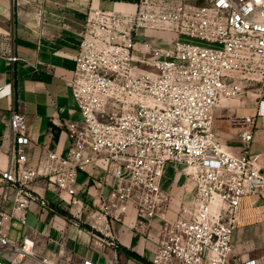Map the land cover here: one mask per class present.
I'll return each instance as SVG.
<instances>
[{
	"label": "built area",
	"instance_id": "2783aa9c",
	"mask_svg": "<svg viewBox=\"0 0 264 264\" xmlns=\"http://www.w3.org/2000/svg\"><path fill=\"white\" fill-rule=\"evenodd\" d=\"M259 72L264 78V0H139L133 11L89 9L67 82L82 119L67 127L66 154L50 151L37 166L28 164L26 115L11 107L12 159L0 168V185L4 199L9 187L14 196L11 213L0 211V264L25 258L55 264L35 254L32 238H10L3 220L26 223L34 203L49 207L38 181L79 218L78 173L97 159L116 179L111 198L92 216L97 233L113 237L108 216L121 219L132 205L139 227L151 229L159 219L156 232L142 233L154 243L150 264H261L236 254L234 236L250 218L242 215L245 200L264 204V164L251 150L256 118L264 119V87L254 114L235 119L242 128L239 152L214 130L219 104L250 93ZM168 164L181 166L192 181L191 202L174 206L162 189Z\"/></svg>",
	"mask_w": 264,
	"mask_h": 264
},
{
	"label": "crops",
	"instance_id": "0c3cea01",
	"mask_svg": "<svg viewBox=\"0 0 264 264\" xmlns=\"http://www.w3.org/2000/svg\"><path fill=\"white\" fill-rule=\"evenodd\" d=\"M138 1L0 0V86L3 87L0 91V150L3 154L0 168H8L12 159V105L26 115L27 133L31 138L27 147L28 164L37 166L50 151L66 154L70 144L67 127L82 119L67 82L74 74L87 13L91 8L133 11ZM159 35L171 37L174 34L159 32ZM11 57L17 59L13 61ZM233 100L237 102L223 100L216 108L214 130L227 146L239 152L243 144L242 128L235 119L253 115L256 98L248 106H242L238 99ZM256 122L253 138L258 131ZM253 150L264 164V154ZM123 176L129 178L130 172L124 169ZM115 184L113 169L98 159L80 171L78 196L84 208L77 218L71 214L65 198L38 181L35 186L43 190L49 207L34 203L27 212L26 223L8 217L3 220L2 230L19 242L25 237L32 238L35 254L49 256L55 264H81L84 258L97 264H150L154 243L144 239L142 233L156 232L159 219L151 229L139 227L136 209L130 205L121 219L108 216L113 237L92 228V216L111 198ZM162 189L169 193L174 206L182 201L191 202L194 197V185L179 165L166 166ZM2 192L0 185V211L10 214L14 189H7L9 197L6 199ZM168 213L175 216L172 210ZM242 215L250 218H243L239 230L264 224V204L249 198L244 202ZM236 241L237 234L234 244ZM22 264L36 263L32 258H25Z\"/></svg>",
	"mask_w": 264,
	"mask_h": 264
},
{
	"label": "rangeland",
	"instance_id": "374dc122",
	"mask_svg": "<svg viewBox=\"0 0 264 264\" xmlns=\"http://www.w3.org/2000/svg\"><path fill=\"white\" fill-rule=\"evenodd\" d=\"M173 1V0H171ZM187 2H194L195 0H186ZM150 39H156L152 34L149 36ZM163 39L158 40L161 42ZM183 41H187L190 43H197L199 40L187 36L182 37ZM264 78L259 74L254 76V79L251 80L249 89L250 93L242 92L238 97L242 106L252 105L255 100L256 93H258L263 87ZM231 103L237 102L233 99H230ZM263 118H258L257 125V133L254 135L251 146L252 150L254 148V152H262L264 154V124ZM238 241L235 242V252L237 255H248L255 258H258L261 261V264H264V224H255L250 230H237L236 231ZM235 234V235H236Z\"/></svg>",
	"mask_w": 264,
	"mask_h": 264
}]
</instances>
